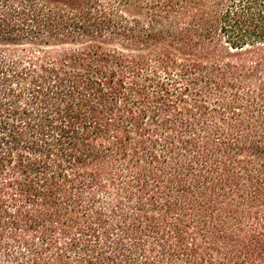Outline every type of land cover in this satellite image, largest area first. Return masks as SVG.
Returning a JSON list of instances; mask_svg holds the SVG:
<instances>
[{
	"label": "trees",
	"instance_id": "obj_1",
	"mask_svg": "<svg viewBox=\"0 0 264 264\" xmlns=\"http://www.w3.org/2000/svg\"><path fill=\"white\" fill-rule=\"evenodd\" d=\"M0 264H264V0H0Z\"/></svg>",
	"mask_w": 264,
	"mask_h": 264
}]
</instances>
